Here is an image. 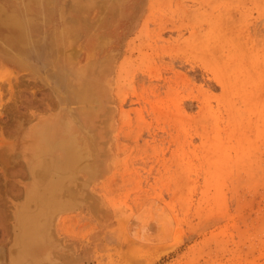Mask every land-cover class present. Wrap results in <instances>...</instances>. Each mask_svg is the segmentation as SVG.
<instances>
[{"label": "rangeland", "instance_id": "374dc122", "mask_svg": "<svg viewBox=\"0 0 264 264\" xmlns=\"http://www.w3.org/2000/svg\"><path fill=\"white\" fill-rule=\"evenodd\" d=\"M0 6L27 39L0 18V264L30 182L27 131L78 70L104 81L107 153L84 172L90 202L52 219L65 256L35 264H264V0Z\"/></svg>", "mask_w": 264, "mask_h": 264}, {"label": "bare ground", "instance_id": "6f19581e", "mask_svg": "<svg viewBox=\"0 0 264 264\" xmlns=\"http://www.w3.org/2000/svg\"><path fill=\"white\" fill-rule=\"evenodd\" d=\"M29 10L22 9L25 13H30ZM15 11L17 9H11L7 13L0 6V18L18 31L15 43L25 47L27 39L23 29L26 23ZM65 28L57 32L63 38L74 31L72 24ZM55 72L60 74L59 70ZM74 73L66 81H53L58 112L42 117L26 134L23 154L30 182L17 214L15 238L10 249L12 264H35L52 256H65L53 241L52 219L58 210L90 202L83 189L89 175L99 171L106 157L105 130L109 126V111L100 109V99L106 89L104 81L88 70ZM84 172L88 173L87 179L83 177Z\"/></svg>", "mask_w": 264, "mask_h": 264}, {"label": "crops", "instance_id": "0c3cea01", "mask_svg": "<svg viewBox=\"0 0 264 264\" xmlns=\"http://www.w3.org/2000/svg\"><path fill=\"white\" fill-rule=\"evenodd\" d=\"M23 190V189H22Z\"/></svg>", "mask_w": 264, "mask_h": 264}]
</instances>
